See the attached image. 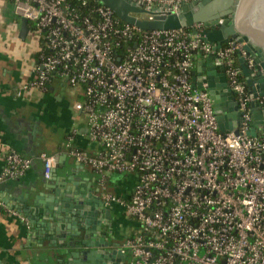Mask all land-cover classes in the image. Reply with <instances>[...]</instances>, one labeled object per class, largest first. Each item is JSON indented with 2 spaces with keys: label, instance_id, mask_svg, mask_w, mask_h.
Here are the masks:
<instances>
[{
  "label": "built area",
  "instance_id": "obj_1",
  "mask_svg": "<svg viewBox=\"0 0 264 264\" xmlns=\"http://www.w3.org/2000/svg\"><path fill=\"white\" fill-rule=\"evenodd\" d=\"M12 1L38 53L37 79L22 90L46 88L55 78L80 90L76 110L100 149L90 155L70 141L69 155L100 174L101 185L108 174L135 179L129 198L102 196L138 223L121 246L126 263L264 264V136L251 135L253 106L264 108V96L252 95L242 79L241 61L262 71L248 44L218 48L206 41L203 24L144 31L99 0ZM132 1L155 15H179L203 0ZM198 56L223 63L241 113L238 134L221 132L208 85L195 88ZM40 160L49 178L53 159ZM32 165L8 154L0 183Z\"/></svg>",
  "mask_w": 264,
  "mask_h": 264
},
{
  "label": "crops",
  "instance_id": "obj_2",
  "mask_svg": "<svg viewBox=\"0 0 264 264\" xmlns=\"http://www.w3.org/2000/svg\"><path fill=\"white\" fill-rule=\"evenodd\" d=\"M191 13L196 15L194 10ZM20 31L21 18L15 13L13 1L0 0V176L10 153L33 161L24 176L0 183V200L5 205L0 208V264H65L63 254L54 247L57 230L66 224L64 215L60 220L42 217L45 213L53 215L60 214L61 209L69 210L72 203L66 200L70 197L89 208L105 192H111L102 187L100 174L77 164L66 148L71 141L75 148L90 155H96L100 149L87 139V117L76 110L83 100L80 90L70 88L59 78L43 89L22 90L24 86L32 87L37 79L38 53L33 36L29 33L24 42L19 38ZM240 68L249 91L254 90L252 95H261L258 85L263 77L259 73L264 70H252L244 61L240 62ZM206 69L213 73L217 86L221 72L225 71L219 59L198 56L192 73L196 89L201 87ZM216 90L226 123L232 126L234 113L229 101L221 90ZM69 97L75 98L76 115L66 105ZM41 154L51 157L54 168L58 167V178L46 184ZM128 180L130 189L119 190L124 199L131 196L135 184V179L128 176ZM23 200L29 210H21ZM136 232L137 228L132 227L125 239Z\"/></svg>",
  "mask_w": 264,
  "mask_h": 264
},
{
  "label": "water",
  "instance_id": "obj_3",
  "mask_svg": "<svg viewBox=\"0 0 264 264\" xmlns=\"http://www.w3.org/2000/svg\"><path fill=\"white\" fill-rule=\"evenodd\" d=\"M99 1L110 8L122 22L144 31L177 30L191 28L195 24H203L206 28L203 36L207 42L218 48L230 41L246 42L251 55L264 70V0H203L185 4L179 15H155L132 0ZM192 10L196 12L195 16H192V13L189 14ZM147 15H153V20H148ZM141 16H146V18ZM29 33V21L22 18L19 38L25 42ZM206 72L201 87H197V89H201L204 84L208 85L221 132L238 134L242 122L241 113L225 71L221 72L218 86L213 73L209 69H206ZM259 74L263 79L259 81L258 89L264 96V73L260 72ZM216 89L221 90L229 101L230 111L234 113L235 123L232 126L226 123L227 119ZM251 91L254 92L253 89ZM258 113H261L260 117ZM261 121L264 122V108L253 106L252 136H264V123L260 124ZM57 178L58 167H55L51 176L45 178L43 183H49ZM66 201L72 203V206L68 207L69 210L61 209L60 214L55 212L53 215L45 213L42 217V219L60 220L64 215L66 224L62 226V230H57L54 243L55 251L63 254L62 259L65 260V264H109L113 261L111 251L107 250L109 244L105 243L106 241L98 232L96 224H94L96 222L90 220L85 213L87 210H96L100 201L98 200L94 206L88 205L89 208L82 207L79 203L80 200L74 197L73 199L70 197ZM26 203L23 200L21 210L30 209ZM124 260L125 257L122 259V263Z\"/></svg>",
  "mask_w": 264,
  "mask_h": 264
},
{
  "label": "flooded vegetation",
  "instance_id": "obj_4",
  "mask_svg": "<svg viewBox=\"0 0 264 264\" xmlns=\"http://www.w3.org/2000/svg\"><path fill=\"white\" fill-rule=\"evenodd\" d=\"M205 30L206 28L204 29V31ZM234 97L236 98L235 93ZM99 201L100 204L99 207L96 208V210H87L85 211V213L88 215L90 220H94L96 222L94 224H96L98 232L101 234V237L106 241L105 243L109 244L107 250L111 251L113 260L111 261L112 263L109 262V264H127L126 258L124 260V263H122V259L124 258V256L121 254V246L125 240V237H120L118 235L116 236L113 232V227L115 223L113 213L114 208L111 205H108L101 196Z\"/></svg>",
  "mask_w": 264,
  "mask_h": 264
},
{
  "label": "rangeland",
  "instance_id": "obj_5",
  "mask_svg": "<svg viewBox=\"0 0 264 264\" xmlns=\"http://www.w3.org/2000/svg\"><path fill=\"white\" fill-rule=\"evenodd\" d=\"M142 18H146V16H141ZM75 98H68L66 105L70 108L72 111V115H76V110L74 109L75 106ZM128 176L123 175V174H113L108 177L107 183L105 185H102L103 188L107 190L108 192L115 193L117 197L123 198L121 194H119L120 189H125L129 188L127 186L128 184ZM130 189V188H129ZM114 227H113V232L117 236H123L127 237V235L131 232L132 228L135 227L137 228L138 223L135 220H132L127 217L125 208L121 206L120 204H114ZM122 237V238H123ZM128 262V260H126Z\"/></svg>",
  "mask_w": 264,
  "mask_h": 264
},
{
  "label": "trees",
  "instance_id": "obj_6",
  "mask_svg": "<svg viewBox=\"0 0 264 264\" xmlns=\"http://www.w3.org/2000/svg\"><path fill=\"white\" fill-rule=\"evenodd\" d=\"M93 3H94V2H91V1H90V4H91V5H93ZM242 79L244 80L243 75H242Z\"/></svg>",
  "mask_w": 264,
  "mask_h": 264
}]
</instances>
